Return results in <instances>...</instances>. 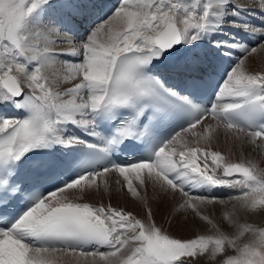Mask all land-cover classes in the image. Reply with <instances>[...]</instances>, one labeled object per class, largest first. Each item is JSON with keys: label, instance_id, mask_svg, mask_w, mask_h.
Masks as SVG:
<instances>
[{"label": "snow or ice", "instance_id": "6c2138e0", "mask_svg": "<svg viewBox=\"0 0 264 264\" xmlns=\"http://www.w3.org/2000/svg\"><path fill=\"white\" fill-rule=\"evenodd\" d=\"M262 165L264 0H0V264H264Z\"/></svg>", "mask_w": 264, "mask_h": 264}, {"label": "bare ground", "instance_id": "6f19581e", "mask_svg": "<svg viewBox=\"0 0 264 264\" xmlns=\"http://www.w3.org/2000/svg\"><path fill=\"white\" fill-rule=\"evenodd\" d=\"M109 2L113 3L115 2V0H109ZM251 67L258 68V61L253 62ZM229 147L230 145H226L223 141H221L219 145L214 146L216 150H221L224 152H227ZM232 158H237L235 150H233ZM148 195L149 204L153 209L154 218L158 225H162L165 229L172 232L173 234L180 235L184 238H189L196 234L197 226L192 221L191 216H189L188 219H185L182 213H177L174 211V208L178 204V199L168 200L166 197L155 193L152 189H149ZM86 199H88L89 202L96 203L99 200V197L88 196L86 197ZM104 202L106 203L107 199H105ZM111 202L113 206L125 207L126 210H131L134 212L139 211V209H137L136 205L132 201L126 200L125 198L120 196V194L117 193L113 194V199ZM209 214H211V212Z\"/></svg>", "mask_w": 264, "mask_h": 264}]
</instances>
